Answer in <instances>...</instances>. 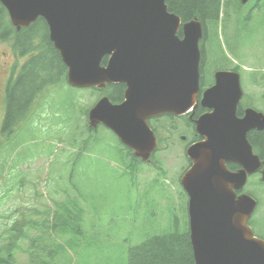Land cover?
Wrapping results in <instances>:
<instances>
[{
	"label": "water",
	"instance_id": "water-1",
	"mask_svg": "<svg viewBox=\"0 0 264 264\" xmlns=\"http://www.w3.org/2000/svg\"><path fill=\"white\" fill-rule=\"evenodd\" d=\"M167 0H0L16 29L42 18L48 38L66 67V82L79 89L125 86L123 101L102 97L88 112L91 128L110 130L134 156L148 161L156 149L148 120L182 116L198 104V21L182 25ZM248 0H241L242 3ZM107 57L106 65L101 61ZM240 75L217 71L202 93L210 110L195 121L200 141L188 146L192 166L180 185L188 197L189 241L194 264H264V241L248 226L255 201L236 196L247 174L260 166L247 134L264 129V115L251 108L237 117ZM236 163L231 175L225 165ZM239 182H229L232 179ZM262 180L264 181V172Z\"/></svg>",
	"mask_w": 264,
	"mask_h": 264
},
{
	"label": "rangeland",
	"instance_id": "rangeland-1",
	"mask_svg": "<svg viewBox=\"0 0 264 264\" xmlns=\"http://www.w3.org/2000/svg\"><path fill=\"white\" fill-rule=\"evenodd\" d=\"M220 18H224L225 25L228 24L227 11L221 10ZM254 19L245 40L239 34L233 36L229 27L225 35L227 43L236 52L228 51L231 63L240 68L244 93L241 107L252 106L263 111L264 30L253 22ZM245 25L241 19L239 28L243 29ZM241 42L244 44L240 46ZM24 61L25 58L20 59L17 68ZM107 93V90L96 92L73 88L63 81L50 84L38 94L11 134L0 136V245L5 241L3 229L9 228L17 218L23 222L24 215L31 218L29 220H37L38 211L52 207L51 200L58 199L61 207L58 205L56 211V229L64 232L65 227L66 230L80 228L81 218L78 223L77 215L72 218L68 211L77 213L80 204L93 214V217L86 214L82 229L87 230L91 224L93 229L102 225L105 232L103 238L98 237L99 245L104 248L105 256L116 263L123 262L122 251L140 244L148 236L187 227L186 212L176 182L184 170L185 144L177 133H184L187 140H190L191 133L185 132L180 119H175L172 124L179 128L178 132L170 131L168 122L160 121L155 129L159 141L155 160L163 164L166 177L158 175L147 165L136 171L125 161L122 146L110 130L100 124L96 130L88 131L87 113ZM85 142H89L87 147L83 146ZM167 142L168 149H165ZM156 177L166 181L161 183L165 185L169 198L163 199L161 188L149 182ZM53 182H72L70 189L75 191L79 203L62 197V189H58L57 195L49 193ZM261 207L264 212V201ZM34 234V229L28 231L29 236ZM67 238L59 234L57 240L65 243ZM21 243L26 244V241ZM15 255L18 264L28 261L24 251L19 250Z\"/></svg>",
	"mask_w": 264,
	"mask_h": 264
},
{
	"label": "trees",
	"instance_id": "trees-1",
	"mask_svg": "<svg viewBox=\"0 0 264 264\" xmlns=\"http://www.w3.org/2000/svg\"><path fill=\"white\" fill-rule=\"evenodd\" d=\"M166 5L169 12L178 14L183 20L187 21L196 16L205 30V51L207 54L209 56L220 54L222 57H226L218 39V30L221 25L222 36L228 45L224 20L219 23L221 0H167ZM224 10L232 12L234 8L224 6ZM235 21L237 25L234 33L237 36L244 28H239V20ZM0 30L3 39H13V49L19 56L30 55L29 59L20 67L17 78L10 82L6 90V116L1 128V135L8 136L25 117L33 101L45 87L62 81L66 82L67 70L62 64L58 52L49 41L47 26L41 18L28 27L14 32L5 9L0 5ZM228 49V51L234 52L229 45ZM106 61L105 57L101 64L105 65ZM223 67V65L212 64L207 69L212 73L222 70ZM239 69L238 66L233 68L236 72H239ZM92 90L96 92L107 90L109 100L113 104H118L123 100L125 87L122 84H117L108 86L106 90ZM87 128L89 132L93 131L88 126ZM88 144L89 142H85L83 146L87 147ZM122 149L127 164L138 171L134 160L130 158L129 151L123 146ZM262 150L264 151V144ZM136 162L139 163L138 160ZM53 183L54 186L49 193L54 192L57 195L58 189H62V197L72 198L75 204L79 203L75 191L70 189L73 187L72 182ZM152 183L161 188L163 199L169 198L166 196V189L162 187L163 183ZM58 200H51L52 207L48 206L42 211H38L37 220H29L31 218L24 215L23 222H20L21 218H17L9 228L3 229L2 238L5 241L0 245V264H18L15 253L19 250L24 251L27 255L28 261L24 264H194L187 227L161 235L148 236L140 244L122 251L123 262L116 263L111 257L105 256L104 248L99 245L98 237L103 238L105 228L103 229L102 225H99L93 229L91 224L87 230L82 229L86 214L91 217L93 214L88 209L80 207V204L77 213L68 210L69 215L72 214V218L75 217V214L77 215L78 223L81 218L80 228L66 230L65 227L64 232L56 229V211H58V205L61 207V201ZM30 229L35 230L33 236L28 235ZM71 233L74 236H69ZM59 234L65 235V238L69 236L65 243L57 240ZM70 238L75 240H69ZM22 240L26 241V244H22ZM25 245H27L26 248H23Z\"/></svg>",
	"mask_w": 264,
	"mask_h": 264
},
{
	"label": "flooded vegetation",
	"instance_id": "flooded-vegetation-1",
	"mask_svg": "<svg viewBox=\"0 0 264 264\" xmlns=\"http://www.w3.org/2000/svg\"><path fill=\"white\" fill-rule=\"evenodd\" d=\"M167 2V1H166ZM225 7H233L234 8V14L232 17H234L237 20L244 19L246 22L245 28L243 31H245L246 35H249V25L251 24V20L254 19V15H256V20L253 22H256L258 24V27L262 28L264 30V0H249L246 3H242L241 0H221V9L224 10ZM168 8V7H167ZM171 14L177 16L180 19V28L178 30L177 36L179 39L182 38V25L191 22L193 20H198L200 23L201 21L195 16L193 18H189L187 21L183 20L178 14L174 12H170ZM205 25V23H204ZM202 26V23H201ZM264 33V32H263ZM243 45V42L240 43V46ZM240 46H237L240 48ZM3 47V48H2ZM8 48V51H4ZM199 48H200V66H199V92H198V97L197 101L198 104L195 107V109L191 112H189L186 115H183L181 117H173V116H164V117H158V118H153L148 121L151 129L154 132V135L156 137V126L157 124L161 122H168L170 126V131L172 129L175 132H178L179 128L172 126V124L175 123V119H180L183 121V127L186 131H189L191 133V138L190 140H187L188 138L184 133L178 132L177 135L179 140L185 144L184 146V170L181 172L180 176L176 180L178 182V186H180L179 182L183 176V174L191 168L192 164L191 161L188 159L186 155V149L187 147L195 142L200 141L201 139L197 137L195 133V125L194 121L201 115L207 114L210 112L208 109H204L200 106L199 102L202 97V93L213 86L214 84V73L217 71H213L212 73L207 69L210 65L212 64H218L223 65L224 67L222 70H233L235 67L232 63L231 60L227 59V57H222L220 54H217L215 56H209L207 52L205 51V30L202 26V37L199 41ZM202 58V60H201ZM20 60L19 55L14 51L12 47V42L8 38L3 39L2 33L0 30V130L2 128L5 116H6V90L8 85L10 84L11 81H14L18 74H19V68H17V62ZM211 73V74H210ZM125 87V86H124ZM244 97V94L240 100V104L237 108V112L239 111L240 115L238 117H242L244 110L248 107L252 106H247L245 108L241 107V101ZM259 111V110H258ZM264 114V110L260 111ZM164 128H168L165 126H162ZM170 133V132H169ZM168 137L165 139L167 140ZM170 139V137H169ZM247 140L249 141L251 147H252V152L254 155L258 157L260 166L259 168L251 174H248L245 178V185L243 186L242 189H233L235 195L238 197L240 195H247L251 197L255 203L256 206L251 214V216L248 219V226L251 229L252 233L254 236L257 238L261 239L264 241V212L261 210V205L264 201V181L262 180L263 177V172H264V151L262 150V146L264 144V129L263 130H253L250 131L247 134ZM157 142V150L154 154L151 155L150 159L145 162V163H138L136 162L137 159L132 152H130V158L134 160V165L135 166H142V165H147L151 170H156L158 175H162L163 177H166V173L164 171L163 164H161L159 161L155 160V156L157 154V151L159 149V141L156 138ZM165 149H168V142L167 146ZM228 173L231 175H235L240 173L242 170L241 166H239L236 163H227L225 165ZM157 178V177H156ZM150 179L149 182H166L161 181L159 179ZM169 182V181H167ZM172 182V181H171ZM229 182H239L235 178L232 179ZM249 187H253L251 190ZM180 188V187H179ZM181 190V189H180ZM181 193V198L182 202L184 204V210H186L187 206V196L183 193V191H180ZM256 194H258L256 196Z\"/></svg>",
	"mask_w": 264,
	"mask_h": 264
}]
</instances>
